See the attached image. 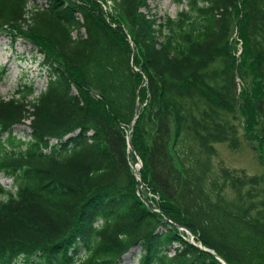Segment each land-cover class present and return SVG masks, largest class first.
Returning <instances> with one entry per match:
<instances>
[{
  "label": "trees",
  "instance_id": "1",
  "mask_svg": "<svg viewBox=\"0 0 264 264\" xmlns=\"http://www.w3.org/2000/svg\"><path fill=\"white\" fill-rule=\"evenodd\" d=\"M157 1L0 0V31L46 70L38 96L25 76L0 95V264H117L134 247L137 264H222L179 227L264 264V172L212 164L264 121V0Z\"/></svg>",
  "mask_w": 264,
  "mask_h": 264
},
{
  "label": "rangeland",
  "instance_id": "2",
  "mask_svg": "<svg viewBox=\"0 0 264 264\" xmlns=\"http://www.w3.org/2000/svg\"><path fill=\"white\" fill-rule=\"evenodd\" d=\"M108 3L111 4V1H108ZM149 6L158 15H163L166 12L174 15L178 9L173 0H159L151 2ZM237 48V53H239V44ZM40 62L39 57L36 58L35 53L32 51L31 45L26 44L19 37L13 41L10 33L0 31V67L6 66L7 68L6 75L0 82V95L5 99L10 98L15 92L16 84L24 76L25 79L34 82L37 90L42 89L46 77L45 69L40 68ZM26 124H28V121H25L22 126H16L20 130V135H22L21 131L23 129L27 130ZM255 129V138L249 141L243 139L242 128L240 129V146L236 150H231L225 143L214 144L216 149V154L212 158L214 168L223 167L227 170H241L247 176L259 175L264 172V164L258 156L260 154L264 157V121L260 123L259 129L258 126H255ZM11 184L10 178L0 174V185L2 187L10 188ZM137 259L138 248H131L121 256L117 264H137Z\"/></svg>",
  "mask_w": 264,
  "mask_h": 264
},
{
  "label": "water",
  "instance_id": "3",
  "mask_svg": "<svg viewBox=\"0 0 264 264\" xmlns=\"http://www.w3.org/2000/svg\"><path fill=\"white\" fill-rule=\"evenodd\" d=\"M126 139H127V145L131 148V144H130V140H129V134H128V132H127ZM211 254H212V255H215L214 253H211ZM222 262H223L224 264H227V263H225L223 260H222Z\"/></svg>",
  "mask_w": 264,
  "mask_h": 264
}]
</instances>
